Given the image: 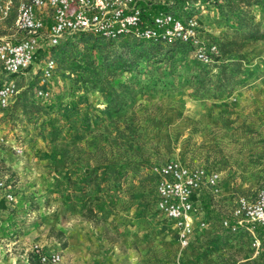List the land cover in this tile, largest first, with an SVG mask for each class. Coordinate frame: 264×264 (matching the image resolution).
I'll list each match as a JSON object with an SVG mask.
<instances>
[{"label":"rangeland","instance_id":"rangeland-1","mask_svg":"<svg viewBox=\"0 0 264 264\" xmlns=\"http://www.w3.org/2000/svg\"><path fill=\"white\" fill-rule=\"evenodd\" d=\"M12 1L11 16L0 25V36L15 33L11 23L19 0ZM204 2L184 1L188 8L200 9L190 18L198 21L209 41L230 38L232 31L217 7ZM250 11L264 25V6L255 4ZM242 43L237 58L246 75L230 92L199 97L191 84L162 88L142 77L128 86L131 93L118 113L107 107L98 88L75 83L71 71L54 69L45 78L43 59L14 76L0 68V84L12 80L18 87L9 106L0 107V169L15 193L7 205L10 223L0 235V248L19 240L12 253L7 252L16 256L12 264H39L30 252L33 244L46 253L59 252L57 264H264L263 231L257 237L255 227L232 230L223 224L234 221L231 211L236 199L254 198L264 183V41ZM160 65L162 70L172 67ZM173 66L180 76L194 74L196 68L191 57L177 58ZM129 78L123 73L116 81L126 83ZM34 81V99L49 105L50 114L27 115L20 112L21 106L12 109L17 94ZM39 89L48 96L41 97ZM63 109L69 110V121L57 139L38 136V128L48 133L42 126L49 117L63 123ZM55 146L80 161L79 172L97 161L99 147L107 149L108 157L114 154L118 161L130 163L124 166L129 169L126 184L98 220L83 216L82 199L73 206L53 190L60 179L51 163ZM170 159L220 174L218 191L208 188L210 193H203L196 203L205 225L193 231L186 247L173 222L153 202L155 167ZM254 238L260 242L258 249Z\"/></svg>","mask_w":264,"mask_h":264},{"label":"trees","instance_id":"trees-1","mask_svg":"<svg viewBox=\"0 0 264 264\" xmlns=\"http://www.w3.org/2000/svg\"><path fill=\"white\" fill-rule=\"evenodd\" d=\"M184 1L156 0L144 1L141 4L145 17H149L157 10H165L178 17L183 15L189 18L200 12V9L194 8L193 5L188 8ZM204 1V3L208 1L214 3L218 14L232 31L230 38L224 37L219 42L214 40L218 46L219 55L209 64L197 60L193 56L192 46L180 41L167 43L162 40L152 41L132 37L107 39L89 32H78L64 37L56 45L40 48L37 58L44 61L46 58H53L55 69L71 71L74 74L75 83L83 82L87 83L91 89L98 88L107 98V107L113 113L123 109L127 101L126 94L131 93L128 86L135 84L142 77L152 82L154 86L162 88H169L175 84H191L193 94L199 97L207 94L214 97L224 95L241 83L242 77L246 75V67L242 60L237 58V52L243 46L242 41H264V25L261 21H257L250 11V7L255 4L264 6V0ZM187 57H191L196 66L194 74L180 76L173 65L177 58ZM162 63L172 67L162 70L163 66L160 65ZM30 67L19 72L7 73L0 65L3 72L12 76ZM123 73L130 74L129 81L126 83L116 81ZM35 83L34 81L17 94L12 105L13 110L21 106L23 110L20 112L27 115L39 111L50 114L49 105L44 107L42 103L34 99ZM73 112H76V109ZM69 115V110L63 109L60 117V120H63L61 125L53 122L52 117H49L42 126V129L46 128L48 133L43 134L38 128V136L54 142L69 121ZM97 150L99 151L97 161L93 165L83 167L80 172L78 171L80 161L72 158L69 152L57 146L51 152L53 172H56L60 178L53 190L59 191L61 196L72 202L73 206L82 199L83 216L89 220H98V216L117 200L120 189L126 184L129 175V169L124 166L130 163L118 161L114 154L108 157L105 148L99 147ZM113 151L114 149L110 152ZM153 202H156L155 196ZM254 231L257 237L258 235L261 237L260 232H264V227L255 226Z\"/></svg>","mask_w":264,"mask_h":264},{"label":"built area","instance_id":"built-area-1","mask_svg":"<svg viewBox=\"0 0 264 264\" xmlns=\"http://www.w3.org/2000/svg\"><path fill=\"white\" fill-rule=\"evenodd\" d=\"M144 1L156 0H19L11 23L15 33L0 36V65L7 73L22 71L37 62L40 48L56 45L66 34L74 32H89L107 39L180 41L192 46L193 56L204 64L219 55L217 44L203 36L197 20H185L165 10L145 17L141 4ZM12 8V0L0 1V25L10 18ZM54 69L55 60L46 58L44 77L50 78ZM17 92L14 81L1 84L0 107H7ZM37 92L41 97L48 96L43 89ZM155 174L156 209L173 222L181 245L186 247L199 212L194 197L205 187L217 192L220 174L200 166L189 167L178 159L162 162L155 167ZM0 197L14 200L1 169ZM231 212L234 221L224 220L223 224L232 230H252L256 224L264 225V183L254 198L239 196ZM204 225L200 220L199 227ZM259 245L254 238L253 246L258 249ZM30 252L39 264H57L61 260L59 252L46 253L38 244H33Z\"/></svg>","mask_w":264,"mask_h":264},{"label":"crops","instance_id":"crops-1","mask_svg":"<svg viewBox=\"0 0 264 264\" xmlns=\"http://www.w3.org/2000/svg\"><path fill=\"white\" fill-rule=\"evenodd\" d=\"M8 186L12 190V192L14 194V198H15L14 190L10 187L9 184H8ZM203 193H210L208 187L203 188L200 191L199 195L194 197L196 203L199 202V199H200L199 197ZM10 202L11 201H7L5 198L0 197V235L3 234L4 230L7 229V225L10 223L9 216H8V212H7V205ZM200 220H201L200 213H198L197 215H195L194 230L197 229V228H199V222H200ZM176 233H177V231H176ZM18 241L19 240H15V241H12V242L9 241V243L6 244V246L8 248H4V250H2V248H0V264H12V259H15L16 256L14 255L13 257H11V256H9L7 254V252L12 253V250L15 249V247L13 245L14 244H17Z\"/></svg>","mask_w":264,"mask_h":264}]
</instances>
